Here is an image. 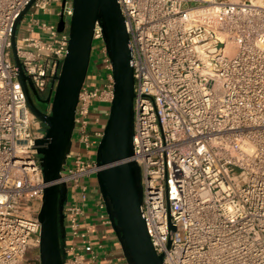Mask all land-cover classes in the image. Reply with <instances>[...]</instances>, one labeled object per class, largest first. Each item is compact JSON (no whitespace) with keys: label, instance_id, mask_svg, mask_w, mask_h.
<instances>
[{"label":"built area","instance_id":"obj_1","mask_svg":"<svg viewBox=\"0 0 264 264\" xmlns=\"http://www.w3.org/2000/svg\"><path fill=\"white\" fill-rule=\"evenodd\" d=\"M29 2L0 0V264H40L45 183L35 140L44 131L11 57L13 25ZM118 3L134 77L126 161L140 169V212L153 248L163 264H264V0ZM71 13V0L63 7L62 0H36L20 23L17 54L42 98L59 73L68 34L36 15ZM95 42L56 180L66 190L63 264H128L96 181L113 97L98 24Z\"/></svg>","mask_w":264,"mask_h":264},{"label":"water","instance_id":"obj_2","mask_svg":"<svg viewBox=\"0 0 264 264\" xmlns=\"http://www.w3.org/2000/svg\"><path fill=\"white\" fill-rule=\"evenodd\" d=\"M36 0H30L16 18L11 35V57L17 68L26 104L43 124L44 137L35 140L42 170L40 223V264H63L64 225L62 205L66 190L56 183L71 147L75 108L80 88L90 63L92 36L98 24L103 33L112 65L113 97L95 162L99 192L113 232L128 264H163L156 253L141 216L142 188L140 169L133 154V69L130 64L129 36L118 0H71L68 20V45L59 73L51 81L46 98L35 90L24 73L17 54V32L24 15ZM66 0H62V7ZM63 26V14L57 27ZM36 104L44 107L41 110ZM170 224V223H169ZM171 226V224H170Z\"/></svg>","mask_w":264,"mask_h":264},{"label":"rangeland","instance_id":"obj_3","mask_svg":"<svg viewBox=\"0 0 264 264\" xmlns=\"http://www.w3.org/2000/svg\"><path fill=\"white\" fill-rule=\"evenodd\" d=\"M36 17L39 18V19H41V20H44V21H50V19H51V21H55V22H57V20H56L54 17H51V16H49V15L38 14V15H36ZM68 20H69V17H66V18H65V21L68 22ZM19 33H20V31L18 30L17 35H18ZM21 33H22V32H21ZM99 46H100V44L97 43V42H95V43L93 44L92 48H93V50L95 51V50L98 49ZM91 62H94V57L91 58ZM90 72H91V68L88 69V72H87V73H90ZM101 75L103 76L104 73H102ZM100 106H102V105H101V104H97V103H95L94 107L92 108L93 113L98 114V110H99ZM68 193H70V189H68Z\"/></svg>","mask_w":264,"mask_h":264},{"label":"crops","instance_id":"obj_4","mask_svg":"<svg viewBox=\"0 0 264 264\" xmlns=\"http://www.w3.org/2000/svg\"><path fill=\"white\" fill-rule=\"evenodd\" d=\"M65 18H66V16L63 17V26L60 27V28L57 27V32H58L59 34H62V33H66V32H67L68 22L65 21ZM57 21H58V20H57ZM94 83L96 84L97 82L95 81ZM111 244H112V247H113L115 250L119 248V245H118L117 242L113 241V242H111Z\"/></svg>","mask_w":264,"mask_h":264},{"label":"flooded vegetation","instance_id":"obj_5","mask_svg":"<svg viewBox=\"0 0 264 264\" xmlns=\"http://www.w3.org/2000/svg\"><path fill=\"white\" fill-rule=\"evenodd\" d=\"M41 110H43L44 109V107H42V106H40V105H38V104H36ZM42 124V123H41ZM42 126H43V124H42Z\"/></svg>","mask_w":264,"mask_h":264}]
</instances>
